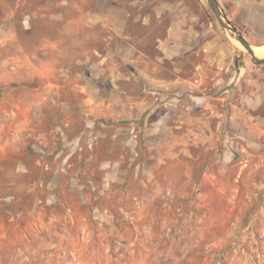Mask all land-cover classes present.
<instances>
[{"label": "rangeland", "instance_id": "374dc122", "mask_svg": "<svg viewBox=\"0 0 264 264\" xmlns=\"http://www.w3.org/2000/svg\"><path fill=\"white\" fill-rule=\"evenodd\" d=\"M47 1L0 0V38L15 32L16 14L31 51L34 35L20 29L38 6L59 12L122 5ZM199 1L202 18L233 46L235 65L246 60L263 69L264 89V63L221 25L208 0ZM227 19L253 47L264 46V27ZM25 20L53 34L63 25L60 18L51 27L48 19ZM4 56L1 49L0 65ZM74 72L47 99L33 95L43 85L26 86L13 67L0 66V264H264V122L248 130V114V131L239 137L205 108L194 115V126H204L176 144L174 117L173 129H164V101L142 115H106L100 100L78 92L83 84L90 94L95 84ZM207 103L205 97L201 108ZM247 110L264 117V102Z\"/></svg>", "mask_w": 264, "mask_h": 264}, {"label": "crops", "instance_id": "0c3cea01", "mask_svg": "<svg viewBox=\"0 0 264 264\" xmlns=\"http://www.w3.org/2000/svg\"><path fill=\"white\" fill-rule=\"evenodd\" d=\"M113 1L122 5L107 10L80 7L59 12L46 10L49 5L38 6L24 15L20 29L31 30L34 35L31 51L23 44L15 27L17 15L13 14L10 24L15 32L0 38V50L6 52L0 66L13 67L16 79L26 86L43 85L42 92L33 95L47 99L56 97L57 82L70 84L75 71L85 83L95 84L90 94L83 84L78 92L100 100V109L106 115H142L159 100L164 101L166 128H162L172 130L170 121L174 117L175 129L180 132L176 144L183 142L186 133L204 126H194L198 124L194 115L205 108L209 116H222L225 130L237 131L239 137L245 136L242 132L255 131L254 124L264 122L261 114L247 110L248 105L255 109L264 102L263 69L246 60L235 65L233 46L224 41V31L209 26L202 18L201 11L206 12V8L201 1ZM218 2L227 18L264 27V0ZM27 16L33 22L48 19L49 26L51 20L60 18L63 25L53 34L52 28L46 31L30 26V22L25 24ZM221 86L225 88L222 93ZM205 97L208 103L201 108L200 101ZM105 100L109 101L107 105ZM171 100H175V108ZM190 100L193 103L188 104ZM248 114L252 121L247 130ZM208 125L207 130H215L214 118Z\"/></svg>", "mask_w": 264, "mask_h": 264}, {"label": "water", "instance_id": "95a60500", "mask_svg": "<svg viewBox=\"0 0 264 264\" xmlns=\"http://www.w3.org/2000/svg\"><path fill=\"white\" fill-rule=\"evenodd\" d=\"M212 10L214 11L216 17L218 18L221 25L228 30L234 32L239 39V41L245 46L248 52L252 55L254 61L258 64L264 63V57H259L256 55L253 45L243 36L241 32L234 27L229 20L227 19L226 15L224 14L218 0H208Z\"/></svg>", "mask_w": 264, "mask_h": 264}, {"label": "bare ground", "instance_id": "6f19581e", "mask_svg": "<svg viewBox=\"0 0 264 264\" xmlns=\"http://www.w3.org/2000/svg\"><path fill=\"white\" fill-rule=\"evenodd\" d=\"M240 44H242V43L240 42ZM242 46H244V45L242 44ZM244 48H245V46H244ZM254 50H255V53L257 56L264 57V46H254Z\"/></svg>", "mask_w": 264, "mask_h": 264}]
</instances>
